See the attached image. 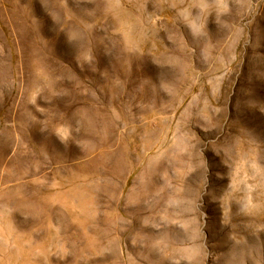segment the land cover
Returning a JSON list of instances; mask_svg holds the SVG:
<instances>
[{"label":"rangeland","instance_id":"obj_1","mask_svg":"<svg viewBox=\"0 0 264 264\" xmlns=\"http://www.w3.org/2000/svg\"><path fill=\"white\" fill-rule=\"evenodd\" d=\"M0 264H264V0H0Z\"/></svg>","mask_w":264,"mask_h":264}]
</instances>
